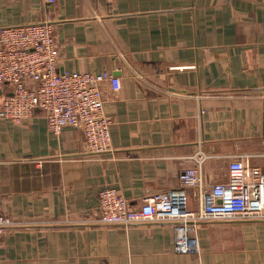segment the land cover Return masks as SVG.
Instances as JSON below:
<instances>
[{"label": "crops", "instance_id": "crops-1", "mask_svg": "<svg viewBox=\"0 0 264 264\" xmlns=\"http://www.w3.org/2000/svg\"><path fill=\"white\" fill-rule=\"evenodd\" d=\"M41 21L59 71L119 79L101 86L112 150L88 154L77 129L53 135L39 109L0 119V214L19 223L0 264H264V217L202 222L186 255L171 224L93 223L103 188L138 208L178 190L197 155L206 188L233 159L264 172V0H0V28ZM183 193L196 209L197 188Z\"/></svg>", "mask_w": 264, "mask_h": 264}, {"label": "built area", "instance_id": "built-area-1", "mask_svg": "<svg viewBox=\"0 0 264 264\" xmlns=\"http://www.w3.org/2000/svg\"><path fill=\"white\" fill-rule=\"evenodd\" d=\"M105 83L113 92L120 89L119 79L105 71H59V50L48 21L0 28V90H9L0 101V119L20 125L39 109L53 135L59 136L64 128L77 129L88 154L108 153L112 117L104 110L101 86ZM205 159L193 157L195 167L179 176L178 190L148 196L138 208H132L116 189L103 188L94 225L171 224L173 251L186 255L199 252L197 230L202 222L263 218L264 172L233 159L227 166V180L206 188L201 177ZM185 188H197L196 209L187 207ZM18 225L0 214V245L6 230Z\"/></svg>", "mask_w": 264, "mask_h": 264}]
</instances>
